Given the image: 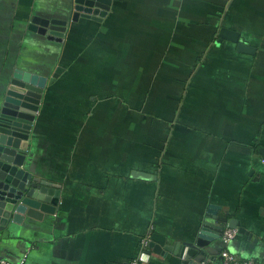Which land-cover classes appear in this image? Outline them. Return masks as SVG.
<instances>
[{"label":"crops","instance_id":"obj_1","mask_svg":"<svg viewBox=\"0 0 264 264\" xmlns=\"http://www.w3.org/2000/svg\"><path fill=\"white\" fill-rule=\"evenodd\" d=\"M71 9L0 0V100L15 69H61L28 156L60 200L0 231V264H175L143 241L189 239L209 211L245 229L213 263L228 250L264 264V0H111L63 43L31 30Z\"/></svg>","mask_w":264,"mask_h":264},{"label":"water","instance_id":"obj_2","mask_svg":"<svg viewBox=\"0 0 264 264\" xmlns=\"http://www.w3.org/2000/svg\"><path fill=\"white\" fill-rule=\"evenodd\" d=\"M110 5L111 0H72L71 13L64 19L36 16L31 30L63 43L69 22L81 18L100 22ZM219 37L236 43L239 52L253 54L254 49L239 33L224 28ZM60 70L52 74L21 66L13 71L0 100V231L11 224L22 225L26 219L39 220L52 212L60 200V188L34 176L28 164L33 126L45 89L51 74L56 78ZM211 215L213 212L209 211L200 231L182 242L153 235L148 243L149 252L164 258L171 254L175 264H218L219 260L222 263V256L213 263L216 255L211 252L212 245L221 239L226 228L239 233L245 229L236 219Z\"/></svg>","mask_w":264,"mask_h":264},{"label":"built area","instance_id":"obj_3","mask_svg":"<svg viewBox=\"0 0 264 264\" xmlns=\"http://www.w3.org/2000/svg\"><path fill=\"white\" fill-rule=\"evenodd\" d=\"M238 236V230L237 229H227L225 230L222 240L225 244H230L236 237ZM149 239H146L143 241V246H148ZM221 256L223 257L222 264H260L259 262L255 260H241L236 255L232 254L228 250H224L221 253ZM2 264H11L9 262L3 261Z\"/></svg>","mask_w":264,"mask_h":264}]
</instances>
